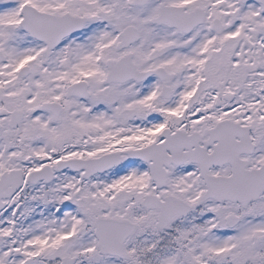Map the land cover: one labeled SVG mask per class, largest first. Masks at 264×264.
<instances>
[{"label": "snow or ice", "instance_id": "obj_1", "mask_svg": "<svg viewBox=\"0 0 264 264\" xmlns=\"http://www.w3.org/2000/svg\"><path fill=\"white\" fill-rule=\"evenodd\" d=\"M0 264H264V0H0Z\"/></svg>", "mask_w": 264, "mask_h": 264}]
</instances>
